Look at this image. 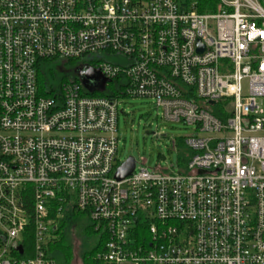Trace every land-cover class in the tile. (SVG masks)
<instances>
[{
	"label": "built area",
	"instance_id": "built-area-1",
	"mask_svg": "<svg viewBox=\"0 0 264 264\" xmlns=\"http://www.w3.org/2000/svg\"><path fill=\"white\" fill-rule=\"evenodd\" d=\"M220 1L204 15L176 0H0V264H57L66 211L87 216L104 264H264V8ZM46 60L190 127L181 163L136 162L118 181L119 97L76 74L41 93Z\"/></svg>",
	"mask_w": 264,
	"mask_h": 264
},
{
	"label": "rangeland",
	"instance_id": "rangeland-1",
	"mask_svg": "<svg viewBox=\"0 0 264 264\" xmlns=\"http://www.w3.org/2000/svg\"><path fill=\"white\" fill-rule=\"evenodd\" d=\"M258 1L264 8V0ZM78 64L77 61L71 63L70 66L73 68L68 66L58 70L56 85H59L61 80L63 83L69 82L70 70H75ZM77 77L81 82V76ZM110 84L119 96L118 159L120 163L128 158H134L138 165L145 163V166L150 169L158 166L177 167L181 163L182 156L186 154L183 140L192 136L193 130L183 124L164 120L161 111L156 108L152 100L125 97L122 95L120 84L116 85L114 82ZM261 108L264 111V99L261 101ZM77 216L78 224L66 238L73 249L74 258L71 264H82L81 255L86 243L91 248L98 243V236L89 235L85 231V226L89 222L87 216L84 214ZM65 232H68L67 228Z\"/></svg>",
	"mask_w": 264,
	"mask_h": 264
},
{
	"label": "trees",
	"instance_id": "trees-1",
	"mask_svg": "<svg viewBox=\"0 0 264 264\" xmlns=\"http://www.w3.org/2000/svg\"><path fill=\"white\" fill-rule=\"evenodd\" d=\"M181 6L194 8L199 14H215L217 13L221 1L220 0H176ZM73 62L62 64L53 61H41L38 66V83L41 93L52 96L54 91L62 84L56 85L57 72L71 65ZM71 67V66H70ZM73 68V66L71 67ZM77 68L70 70L71 76H75ZM54 95V94H53ZM92 97L101 98H118V93L112 88V84L106 87L105 90H97L91 94ZM80 213L74 211H66L63 219L60 220L59 230L55 234L56 237L50 245L49 252L57 264H71L74 255L72 246L66 241L70 233L78 224V216ZM66 228L68 232H65ZM70 230V231H69ZM85 231L89 235L98 236V243L94 248H91L88 243L84 245V252L81 255L82 264H104L97 259L98 253L101 252L104 240L96 234L89 224L85 226Z\"/></svg>",
	"mask_w": 264,
	"mask_h": 264
},
{
	"label": "water",
	"instance_id": "water-1",
	"mask_svg": "<svg viewBox=\"0 0 264 264\" xmlns=\"http://www.w3.org/2000/svg\"><path fill=\"white\" fill-rule=\"evenodd\" d=\"M77 75L81 76L83 85L90 91H103L105 90L107 84L110 83L109 80L103 78L101 74L92 68L79 70ZM214 104V103H212ZM136 161L134 158H128L119 168L115 175L118 181H123L129 177L135 170Z\"/></svg>",
	"mask_w": 264,
	"mask_h": 264
}]
</instances>
